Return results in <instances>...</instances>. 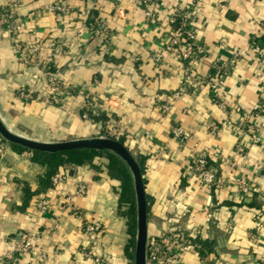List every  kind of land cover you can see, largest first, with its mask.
Listing matches in <instances>:
<instances>
[{"label":"crops","instance_id":"0c3cea01","mask_svg":"<svg viewBox=\"0 0 264 264\" xmlns=\"http://www.w3.org/2000/svg\"><path fill=\"white\" fill-rule=\"evenodd\" d=\"M10 1L0 0V12ZM62 1L67 11L52 9ZM175 11L186 14L204 45L195 60L168 48ZM16 17L21 32L0 28V115L13 130L62 141L122 126L120 137L132 153L146 157L149 237L168 231L186 237L195 247L181 264H264V58L254 46L264 47V0H160L149 9L141 0H19ZM97 20L101 33L92 36ZM31 42L63 82L59 103L43 96V69L24 61ZM23 88L37 90V97L22 99ZM87 96L101 111L94 120L83 117ZM242 112L258 113L247 132L236 129ZM203 153L218 184L193 173L191 159ZM108 164L106 155H96L90 163L62 166L58 172L66 179L41 190L45 167L31 152L8 146L0 156V264H15L7 255L28 232L35 249L18 255L16 264H37L41 253L40 264H132L122 184ZM240 179L249 190L241 189ZM24 185L34 192L26 205ZM69 195L85 219L102 221V231L81 229L82 218L66 207ZM41 200L49 209H40ZM196 237L208 241L203 253L191 240Z\"/></svg>","mask_w":264,"mask_h":264},{"label":"built area","instance_id":"2783aa9c","mask_svg":"<svg viewBox=\"0 0 264 264\" xmlns=\"http://www.w3.org/2000/svg\"><path fill=\"white\" fill-rule=\"evenodd\" d=\"M160 0H141L142 4L149 9L153 2H158ZM19 6V0H12L8 4V6H4L2 11L0 12V28L3 26H7L13 30L15 34H18L22 31V24L18 21L16 17V10ZM52 9L58 10L60 12H65L68 9V5L66 1H62L60 4L55 5ZM149 15L150 12H147ZM178 20L181 21V24L177 28H173L171 32V44L169 45V49L178 53L184 60H195L204 52V45L200 44L197 39L195 32L188 26V18L186 14H181L179 11H175L170 18L171 23L174 25ZM92 28V36L101 33L100 21H95L91 25ZM254 46L259 54L264 58V47H260L256 41L254 42ZM40 45L37 42H31L27 45L26 52L24 54V61L28 64H38L41 69L46 73L45 75V90L43 96L46 100L51 103H59L60 97L59 93L61 89L64 87L62 80L56 76L52 71V64L49 60L45 59L41 54ZM222 70H227V66H219ZM192 83H197L194 78H191ZM37 90L23 88L19 92V96L28 101L33 100L37 97ZM182 94V91L177 92L176 96ZM264 105V95H263V103ZM83 117L86 119L94 120L95 117L99 116L101 111L98 108H95L89 97H86V100L83 103ZM258 115V113L251 112H242V116L240 119L239 125L236 126V129L242 132H247L251 130L254 126L252 124V119L254 116ZM227 125H233V121H226ZM174 133L182 139L186 138V133L181 127H175ZM220 130V125L214 124L212 126V132L218 133ZM123 134L122 126H113L106 127L104 132H99L97 136H105V137H113L119 138ZM253 141L258 143L261 141V138L256 133L252 136ZM8 144L2 140L0 137V156H2L6 150L8 149ZM239 153H244L245 148L242 145H239L237 148ZM192 162V170L195 175L201 178L204 182L209 185H215L219 183L218 175L216 168L212 165L208 153H203L200 155H195L191 159ZM264 172V167H263ZM66 174L63 172H57L52 176V185L54 187L58 186L66 179ZM239 185L243 191H247L250 189L247 182L244 179L239 180ZM79 192L86 193V185H79ZM71 196H67V208H71L73 213L82 218V230L89 235H93L97 232L103 230L104 225L102 221L98 219H85L83 212L71 205L69 199ZM71 205V206H70ZM39 207L41 210L49 209V201L41 200L39 202ZM34 235L32 232H28L24 235L23 239L14 245L13 250L8 253L7 261L12 263H17L18 255L28 252H33L34 247ZM194 244H192L186 237L180 234L177 231H168L164 233L160 237H149L148 238V251H147V264H181L180 259L184 253L189 251L190 249H194ZM87 256L92 255V250L84 251ZM45 258V254H39L38 258H36L35 262L37 264L42 263ZM95 261L98 263L104 262L100 257H95ZM108 264V263H106ZM207 264H217L215 262H209Z\"/></svg>","mask_w":264,"mask_h":264},{"label":"water","instance_id":"95a60500","mask_svg":"<svg viewBox=\"0 0 264 264\" xmlns=\"http://www.w3.org/2000/svg\"><path fill=\"white\" fill-rule=\"evenodd\" d=\"M0 137L7 143L16 144L32 151L57 153L79 149H91L120 157L127 165L133 182L136 205V234L134 263L147 264L148 251V200L141 166L125 143L117 138L92 136L62 141H44L13 130L0 115Z\"/></svg>","mask_w":264,"mask_h":264},{"label":"trees","instance_id":"16d2710c","mask_svg":"<svg viewBox=\"0 0 264 264\" xmlns=\"http://www.w3.org/2000/svg\"><path fill=\"white\" fill-rule=\"evenodd\" d=\"M180 24L181 21L178 20L174 24V28L179 27ZM118 139L127 145L125 138L119 137ZM2 140L6 142L4 139ZM7 144L11 148H14L16 150L31 152L33 160L42 164L45 167L44 173L40 175L38 178L41 190L52 184V176L59 171L60 167L68 164L90 163L92 162L93 158L96 155H106L109 158L108 170L110 175L119 179L122 184V190H123L122 201L125 202V204L127 205L126 215L128 217L129 232L131 234V238L129 239L128 245L126 247V252L131 259L134 258L135 234H136V205L134 199V188H133V182L130 171L127 165L120 157L114 154L104 153L102 151H96L91 149H79L73 151L48 153L43 151H32L16 144H11V143H7ZM133 154L138 160L144 175L146 157L136 153ZM128 192H132V195L131 196L128 195ZM24 194L26 198L24 205H26L29 202L32 195L34 194V192L30 189L28 185H24ZM148 212H149V204H148ZM191 240L195 244L197 243V245H200L199 251L201 253H203L204 247L208 245V241L202 240L199 237H196L194 239L191 238Z\"/></svg>","mask_w":264,"mask_h":264},{"label":"rangeland","instance_id":"374dc122","mask_svg":"<svg viewBox=\"0 0 264 264\" xmlns=\"http://www.w3.org/2000/svg\"><path fill=\"white\" fill-rule=\"evenodd\" d=\"M134 199H135V196H134ZM132 264L134 263V258H132V262H131Z\"/></svg>","mask_w":264,"mask_h":264}]
</instances>
